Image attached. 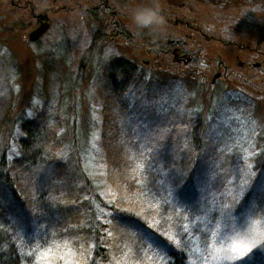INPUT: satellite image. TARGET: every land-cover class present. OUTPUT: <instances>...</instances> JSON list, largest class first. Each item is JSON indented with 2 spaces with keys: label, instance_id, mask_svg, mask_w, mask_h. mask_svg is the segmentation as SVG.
Returning a JSON list of instances; mask_svg holds the SVG:
<instances>
[{
  "label": "rangeland",
  "instance_id": "374dc122",
  "mask_svg": "<svg viewBox=\"0 0 264 264\" xmlns=\"http://www.w3.org/2000/svg\"><path fill=\"white\" fill-rule=\"evenodd\" d=\"M151 2L0 0V122L45 114L52 127H59L61 155L79 185L87 180L99 216H107L106 205L115 202L149 214L150 224L156 227L166 205L175 199L166 188L156 190L146 179L135 159V142L155 145L157 140L167 150L180 132L188 131L185 124L190 119L181 116L185 111L196 113L199 123H203L202 117L218 114L216 123L222 128L214 129L217 133L227 130L230 139L235 138L216 163L213 159L209 172L230 171L222 190L228 200H209L202 192L197 198L186 199L181 206L187 219L179 226L180 235L191 239L194 251L187 264H205L204 225L192 221L204 216L206 209L232 203L246 165L251 164L254 172L258 166L264 167V72L246 66L260 63L264 67V18L251 12L241 16L248 0H155L164 24L158 29L138 30L128 9ZM43 25L47 29L36 41L30 40V34ZM208 25H214L215 30L206 31ZM117 57L132 61L141 72L138 87L142 90L135 99L139 103L136 111L145 121L139 123L140 129L136 125L131 129L128 110L121 113L107 108L115 107L109 96V75ZM179 92L190 98L186 108L180 104L176 111V102H172L173 113L162 109L161 121L152 117L156 104L162 107L161 99ZM243 94L252 102H239L232 108L233 97ZM171 122L175 125L166 127ZM148 123L150 129H146ZM158 123L164 127L156 129ZM11 154H18L15 139ZM257 190L259 197L246 208L236 211L238 205H245L243 201L233 208L238 224L244 225L238 229V239L245 238L253 221L264 218V191ZM213 217L219 219V211L208 214L209 219ZM259 227L264 228V222ZM208 264L216 262L209 260Z\"/></svg>",
  "mask_w": 264,
  "mask_h": 264
},
{
  "label": "trees",
  "instance_id": "16d2710c",
  "mask_svg": "<svg viewBox=\"0 0 264 264\" xmlns=\"http://www.w3.org/2000/svg\"><path fill=\"white\" fill-rule=\"evenodd\" d=\"M110 73L109 96L115 107H106L118 112L128 110L131 129L134 125L140 129L139 123H145L136 111L139 103L135 101L142 90L138 87L140 70L132 61L117 57L111 63ZM130 90L132 93H128ZM179 93L161 99L163 105L156 104L152 117L161 121L162 109L173 113L172 102H176V111L180 104L186 108L190 98ZM246 101L252 102L248 95L233 97L231 106L235 108L237 103ZM181 116L190 119L185 124L188 131L180 132L167 150L157 140L155 145H134L135 159L143 165L146 179L156 190L159 186L166 188L177 203L166 205L156 227L150 224L149 214L120 207L115 202L106 205L107 216H99L93 204L95 195L87 180L78 184V178L61 155L63 136L59 127H52L45 114L39 112L31 118L20 115L12 122L9 118L0 122V264H116L118 260L121 264H187L194 251L191 239L180 235L179 226L187 213L181 204L188 198H197L200 192L209 200H228L222 190L231 177L230 171L209 172V168L213 159L216 163L227 151L235 136L230 139V132L222 129L217 133L214 127H222L216 123V113L202 117L203 123L188 110ZM176 121L182 122L179 118ZM159 124L154 125L156 129L164 127ZM173 125L171 122L166 127ZM151 126L148 123L146 129ZM14 132L19 134L15 137ZM12 139L18 145L15 156L11 154ZM256 173L255 184L242 198L245 205H238L237 212L259 197L263 165L257 167ZM244 264H264V247L253 251Z\"/></svg>",
  "mask_w": 264,
  "mask_h": 264
},
{
  "label": "snow or ice",
  "instance_id": "6c2138e0",
  "mask_svg": "<svg viewBox=\"0 0 264 264\" xmlns=\"http://www.w3.org/2000/svg\"><path fill=\"white\" fill-rule=\"evenodd\" d=\"M248 155L251 156L252 153H248ZM138 167L143 168V165H138ZM256 175V172L252 170V165H246L239 177L240 183L235 193L232 194V203L223 204L219 209H206L204 216H197L196 220L192 221L194 224L204 225L203 231L207 237L205 264H208L209 260L216 262V264H223L225 261L228 264H244L254 248L257 246L264 247V228L259 227L264 222V218L253 221L245 230V238L238 239L240 236L238 229L244 228V225L238 224V218L233 213V208L241 203L242 198L252 188ZM258 186L261 191H264V180H260ZM213 211H219V219L208 218V214ZM185 218L187 219V217ZM184 229L187 231L188 225H185ZM169 239L171 240L173 237L169 236ZM116 264H121V261L118 260Z\"/></svg>",
  "mask_w": 264,
  "mask_h": 264
},
{
  "label": "clouds",
  "instance_id": "9594fccd",
  "mask_svg": "<svg viewBox=\"0 0 264 264\" xmlns=\"http://www.w3.org/2000/svg\"><path fill=\"white\" fill-rule=\"evenodd\" d=\"M248 12L253 13L258 19L264 18V0H248L247 5L241 12V16ZM128 15L132 24L138 30L158 29L164 24L162 10L156 4L155 0H152L151 3L139 4L128 9ZM205 30L210 32L214 31L215 26L208 25Z\"/></svg>",
  "mask_w": 264,
  "mask_h": 264
},
{
  "label": "water",
  "instance_id": "95a60500",
  "mask_svg": "<svg viewBox=\"0 0 264 264\" xmlns=\"http://www.w3.org/2000/svg\"><path fill=\"white\" fill-rule=\"evenodd\" d=\"M47 29V25H43V26H41L40 28H38V29H36L35 31H33L31 34H30V36H29V38H30V40H32V41H36L37 40V38L44 32V30H46ZM243 65H245V64H243ZM252 66H254V67H260V63H254V64H252ZM260 70L261 71H263V69L262 68H260ZM218 75V74H217ZM216 75V76H217Z\"/></svg>",
  "mask_w": 264,
  "mask_h": 264
},
{
  "label": "flooded vegetation",
  "instance_id": "af4514ba",
  "mask_svg": "<svg viewBox=\"0 0 264 264\" xmlns=\"http://www.w3.org/2000/svg\"><path fill=\"white\" fill-rule=\"evenodd\" d=\"M178 61H180V59H177ZM181 60H183V59H181ZM252 64H247L246 66H248V67H250V68H254V67H252L251 66ZM260 68H263V71L262 72H264V67L262 66V65H260V67H259V69ZM255 70H257L256 68H254ZM258 71V70H257ZM259 72V71H258Z\"/></svg>",
  "mask_w": 264,
  "mask_h": 264
},
{
  "label": "bare ground",
  "instance_id": "6f19581e",
  "mask_svg": "<svg viewBox=\"0 0 264 264\" xmlns=\"http://www.w3.org/2000/svg\"><path fill=\"white\" fill-rule=\"evenodd\" d=\"M252 67H254V66H252ZM254 68H256L260 73L262 72L258 67H254Z\"/></svg>",
  "mask_w": 264,
  "mask_h": 264
}]
</instances>
